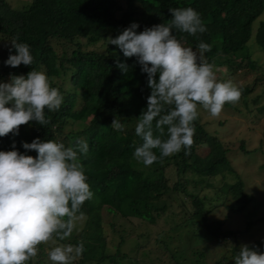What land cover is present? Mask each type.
Instances as JSON below:
<instances>
[{
  "label": "trees",
  "instance_id": "1",
  "mask_svg": "<svg viewBox=\"0 0 264 264\" xmlns=\"http://www.w3.org/2000/svg\"><path fill=\"white\" fill-rule=\"evenodd\" d=\"M186 7L200 13L207 30L195 36L175 31L184 46L195 49L200 41L210 45L205 59L213 69L226 67V72L233 73L243 68L244 61L251 70L258 69L251 59L254 44L250 43L264 52V0H30L22 9L0 0V35L9 41L7 52L0 53V81L7 82L10 73L26 75L33 68L45 72L51 86L63 96L60 109L48 114L49 124L42 127L29 122L19 126L18 135L0 137V150H11L15 141L19 151L25 152L22 142L30 143L36 137L65 146L78 139L89 144L88 154L80 157L94 193L81 208L85 225L79 234L74 232L65 240L54 237V241L38 245L37 254L48 255L45 247L49 243L51 249L53 242H82L84 250L74 264H206L204 250L211 243L228 244L232 239L230 252L212 264H234L239 240L235 233L224 230L223 221L211 216L223 205L230 212L241 213L254 199L232 168L228 148L207 131L198 105L194 142L188 154L182 150L158 159L148 171L136 168L133 151L142 141L134 127L147 107L151 89L136 58H125L107 39L117 36L133 20L140 32L169 22L170 8ZM13 40L30 46L34 58L31 66L4 65ZM98 44L104 45L103 52L89 49ZM117 59L130 66L127 74L116 66ZM259 83L264 84V76L256 75L250 86L238 87L241 97L236 103L253 94ZM245 103L249 105L247 100ZM114 117L125 125V132L111 128ZM205 149L206 154L202 153ZM240 149L248 152L244 144ZM27 154L36 156L35 151ZM156 154L159 156V152ZM170 171L175 174L173 183ZM230 175L236 181L222 183L213 198L189 189L191 184L192 189L204 191L214 187L215 178ZM235 191L241 203L226 205L225 200ZM160 219L168 229L157 227ZM146 228L152 231L151 236L141 234ZM247 246L264 252L260 242ZM35 257L28 264H51L36 262Z\"/></svg>",
  "mask_w": 264,
  "mask_h": 264
},
{
  "label": "clouds",
  "instance_id": "2",
  "mask_svg": "<svg viewBox=\"0 0 264 264\" xmlns=\"http://www.w3.org/2000/svg\"><path fill=\"white\" fill-rule=\"evenodd\" d=\"M169 12L167 23L138 32L139 24L132 22L114 38H107L125 58L135 57L141 72L147 74L151 92L134 127L142 143L133 151L145 167L182 150L188 154L198 105L216 117L226 103H236L241 97L231 81L217 79L213 65L205 59L210 45L200 41L195 49L186 47L174 34L206 32L200 13L192 7L170 8ZM11 44L14 52L9 49L4 65L31 66L30 46L16 40ZM116 66L124 74L129 72L126 61L117 59ZM62 103V94L51 86L45 72L32 68L26 75L10 73L7 82L0 81V137L18 135L19 126L29 122L42 127L49 124L48 114L58 111ZM111 128L125 132L117 117ZM22 147L25 152L13 141L11 150H0V264H28L37 255L38 245L54 241V237L65 240L79 231L84 219L82 205L94 195L80 162L89 152L86 140L65 146L36 137L30 143L22 142ZM30 151L36 156L28 155ZM83 250L82 242L56 244L48 258L51 264H74ZM234 264H264V252L241 245Z\"/></svg>",
  "mask_w": 264,
  "mask_h": 264
},
{
  "label": "rangeland",
  "instance_id": "3",
  "mask_svg": "<svg viewBox=\"0 0 264 264\" xmlns=\"http://www.w3.org/2000/svg\"><path fill=\"white\" fill-rule=\"evenodd\" d=\"M17 9H22L30 3V0H8ZM264 20V16L262 17ZM134 22V20L132 21ZM8 40L0 35V53L5 54L8 50ZM252 47V60L256 63L258 69L251 70L247 67V61H244L241 69L229 73L226 72V67L222 69H214L216 77L219 81H231L237 87L250 86L257 76H264V52L258 51L254 42L250 43ZM89 49L103 52L105 50L104 45L98 44L97 46H90ZM257 98V103H253V100ZM248 101L249 105H246L245 101ZM199 115L202 123L209 133L222 140L228 148V158L230 160L232 168L237 175L243 180L246 187V192L253 196V202L246 207L243 212L233 213L230 212L224 205L218 208L211 216L213 220H221L224 222V230L235 233L238 238V247L241 245H250L257 241L264 244V84L259 83L255 87L253 94L249 95L247 99L239 103H230V105H224L220 115L213 117L209 112L202 107L199 109ZM244 144L247 153H244L240 146ZM207 149L202 150V153L206 154ZM136 168L139 170L148 171L150 166L145 167L142 163L136 161ZM171 177V182H175V174L173 171L168 173ZM189 180H192V176L189 175ZM216 179V180H215ZM212 188H206L204 191L192 189L190 184L189 189L194 193H200L201 196H208L213 198L216 192V188L222 186V183L230 181L234 183L236 179L230 175V177L224 179L223 177L215 178ZM215 188V189H214ZM233 201L241 203L240 195L235 191L229 194V197L225 200L226 205H230ZM189 202V201H188ZM220 203H223L222 201ZM219 203V204H220ZM224 204V203H223ZM176 213H180L177 211ZM162 220H159V229H168ZM86 218L79 222V231H74V234H79L85 225ZM134 225V224H133ZM141 234L150 235L152 232L150 229H143ZM139 231L135 233L139 234ZM228 240V244L225 243H211L208 246L206 264H212L218 260L222 254L230 252V249L234 244ZM231 243L232 247H229ZM55 246V242H53ZM204 245L203 247H205ZM50 243L46 244L45 251L48 254L50 250ZM202 247V249H203ZM213 250V252H212ZM47 257V258H46ZM36 262L50 261L48 255L43 256L39 253L34 258ZM50 264V263H48Z\"/></svg>",
  "mask_w": 264,
  "mask_h": 264
}]
</instances>
